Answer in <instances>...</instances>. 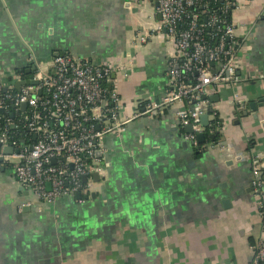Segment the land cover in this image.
Listing matches in <instances>:
<instances>
[{
  "label": "crops",
  "instance_id": "0c3cea01",
  "mask_svg": "<svg viewBox=\"0 0 264 264\" xmlns=\"http://www.w3.org/2000/svg\"><path fill=\"white\" fill-rule=\"evenodd\" d=\"M233 19L239 81L210 88L206 140L194 145L183 103L136 115L168 90L175 54L154 2L0 0L1 71L22 69L29 48L46 63L62 53L111 62L130 118L104 137L94 198L46 203L0 168V264H251L263 233L251 162L264 155V106L250 103L264 94V0H240Z\"/></svg>",
  "mask_w": 264,
  "mask_h": 264
},
{
  "label": "built area",
  "instance_id": "2783aa9c",
  "mask_svg": "<svg viewBox=\"0 0 264 264\" xmlns=\"http://www.w3.org/2000/svg\"><path fill=\"white\" fill-rule=\"evenodd\" d=\"M150 1L161 16L158 29L173 41L175 54L168 64V90L136 115L157 116L183 103L177 112L180 122L192 125L193 132L186 138L198 145L210 88L239 81L244 41L236 34L233 11L240 0ZM26 60L22 69L0 70V168L11 169L46 203L89 194L94 190V174L103 173L102 155L97 153L105 150L104 137L120 135L130 121L121 116L122 100L113 77L119 67L71 53L58 54L46 63L31 48ZM26 80L37 83L17 88L18 82ZM235 99L240 101L238 94ZM251 170L263 230L253 245L251 264H264L262 153L252 156Z\"/></svg>",
  "mask_w": 264,
  "mask_h": 264
},
{
  "label": "water",
  "instance_id": "95a60500",
  "mask_svg": "<svg viewBox=\"0 0 264 264\" xmlns=\"http://www.w3.org/2000/svg\"><path fill=\"white\" fill-rule=\"evenodd\" d=\"M27 72H30V69L27 70ZM23 83H37L34 80H26V82L24 81H20L17 83V88L20 87L21 84ZM251 109L255 112L258 111L259 107H263L264 106V94L262 96H259L256 100H254L253 102L250 103ZM246 113V112H245ZM209 114L207 112L203 113L201 116V123L204 127H208L210 124L209 118H208ZM186 130L187 132H193V128L192 125L189 124L186 126ZM212 138L214 139V135H212ZM197 139L199 143H204L206 140V136L204 132H199L197 134ZM7 151H11V148H8ZM98 156H101V151H98ZM55 161V160H54ZM263 174H261L262 177ZM95 179L98 181L100 179L99 174L95 173L94 174ZM77 199H82V198H89V197H96V193L94 191H91L89 194H82V193H77L76 195ZM228 202V200H225V203Z\"/></svg>",
  "mask_w": 264,
  "mask_h": 264
},
{
  "label": "trees",
  "instance_id": "16d2710c",
  "mask_svg": "<svg viewBox=\"0 0 264 264\" xmlns=\"http://www.w3.org/2000/svg\"><path fill=\"white\" fill-rule=\"evenodd\" d=\"M216 121H219V119H215V120H214V123H215ZM206 135H207V138H208V139H212V135H209L208 133H206ZM214 141H217V137H215ZM201 146H203V145H201Z\"/></svg>",
  "mask_w": 264,
  "mask_h": 264
}]
</instances>
